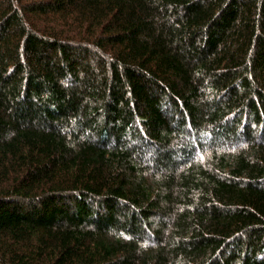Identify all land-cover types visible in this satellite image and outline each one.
<instances>
[{
	"label": "trees",
	"instance_id": "1",
	"mask_svg": "<svg viewBox=\"0 0 264 264\" xmlns=\"http://www.w3.org/2000/svg\"><path fill=\"white\" fill-rule=\"evenodd\" d=\"M0 264H264V0H0Z\"/></svg>",
	"mask_w": 264,
	"mask_h": 264
}]
</instances>
